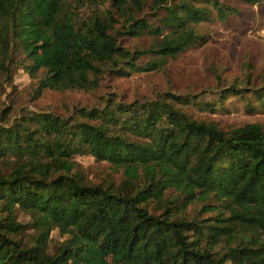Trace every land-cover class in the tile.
I'll return each mask as SVG.
<instances>
[{"label":"trees","instance_id":"obj_1","mask_svg":"<svg viewBox=\"0 0 264 264\" xmlns=\"http://www.w3.org/2000/svg\"><path fill=\"white\" fill-rule=\"evenodd\" d=\"M109 2L0 0V76L17 62L39 94L92 92L106 73L162 69L204 44L196 25L213 12H241L236 0ZM124 35L147 40L131 48ZM247 82L218 81L211 99L108 96L103 106L74 105L66 115L27 109L10 120L2 109L0 264H264V123L225 128L184 110L214 111L237 96L264 111V75ZM76 154L107 161L119 180H86ZM196 193L228 213L206 202L182 214ZM54 228L65 237L50 251Z\"/></svg>","mask_w":264,"mask_h":264},{"label":"rangeland","instance_id":"obj_2","mask_svg":"<svg viewBox=\"0 0 264 264\" xmlns=\"http://www.w3.org/2000/svg\"><path fill=\"white\" fill-rule=\"evenodd\" d=\"M236 2L238 8H241L239 14L229 13L221 19L213 12L210 20L197 23L198 31L207 36L208 40L204 44L189 47L175 59H168L162 69L133 72L126 76L106 73L100 86L92 92L72 90L61 93L45 89L39 94L34 90L35 79L21 64L13 62L10 64L9 77L0 76V112L4 108L10 110V120L27 109H49L66 115L74 105L103 106L108 96L131 101L156 98L166 91L199 92L205 99H211L216 97L214 90L218 81L243 86L248 83V77L259 79L264 75V0H258L255 4L242 0ZM103 5L110 7L109 0H103ZM83 11L87 14L88 8L84 7ZM146 40V36L135 38L124 35L121 38L122 44L131 48L145 44ZM245 102L243 98L229 96L225 100V108L211 111L191 104L184 106V110L194 118L213 119L225 128L249 121L264 123V111L249 110ZM75 159L79 163L80 172L88 181L105 183L119 180L120 172L105 160H98L90 154H76ZM7 166L2 169L7 170ZM169 193H174L172 187ZM206 202L228 213L225 204L217 203L213 196L204 197L196 193L182 214L193 216ZM16 213L20 221L29 220V215L20 208L16 209ZM64 237L58 229H52L49 250L53 251Z\"/></svg>","mask_w":264,"mask_h":264}]
</instances>
